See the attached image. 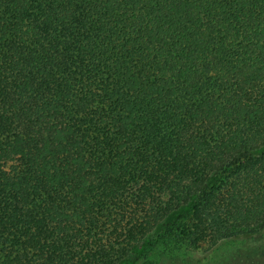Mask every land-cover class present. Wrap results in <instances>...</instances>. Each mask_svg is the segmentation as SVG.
<instances>
[{"label": "trees", "instance_id": "1", "mask_svg": "<svg viewBox=\"0 0 264 264\" xmlns=\"http://www.w3.org/2000/svg\"><path fill=\"white\" fill-rule=\"evenodd\" d=\"M263 233L264 0H0V264Z\"/></svg>", "mask_w": 264, "mask_h": 264}, {"label": "rangeland", "instance_id": "2", "mask_svg": "<svg viewBox=\"0 0 264 264\" xmlns=\"http://www.w3.org/2000/svg\"><path fill=\"white\" fill-rule=\"evenodd\" d=\"M160 264L181 263L163 260ZM203 264H264V233L250 239L238 238L225 241Z\"/></svg>", "mask_w": 264, "mask_h": 264}]
</instances>
